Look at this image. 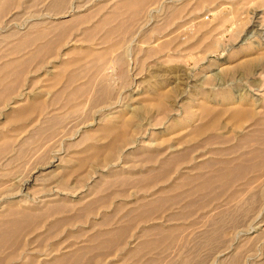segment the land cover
<instances>
[{
  "label": "rangeland",
  "instance_id": "374dc122",
  "mask_svg": "<svg viewBox=\"0 0 264 264\" xmlns=\"http://www.w3.org/2000/svg\"><path fill=\"white\" fill-rule=\"evenodd\" d=\"M127 1L66 0L73 11L63 18L85 21L64 46L44 62L29 60L25 76L10 66L0 71V91L5 83L23 82L0 99V222L9 208L36 213L60 205L13 247L1 248L0 264H45L86 246L77 264H264V0L152 5L160 10L141 31ZM51 4L13 0L0 14L6 27L0 66L28 58L51 40L61 20ZM14 25L44 37L16 49ZM115 56L124 62H112ZM128 56L136 68L131 78L125 75ZM102 79L108 80L103 101L92 96ZM89 80L87 94L73 92ZM222 94L232 104H223ZM33 97L40 100L34 115L14 117ZM235 108L249 117L232 119ZM105 120L124 137L111 142L112 135L100 133ZM108 143L114 144L104 156L87 157L88 146ZM55 151L59 160L49 162ZM83 157L84 167L73 171ZM121 228L119 240L98 247L99 239Z\"/></svg>",
  "mask_w": 264,
  "mask_h": 264
},
{
  "label": "bare ground",
  "instance_id": "6f19581e",
  "mask_svg": "<svg viewBox=\"0 0 264 264\" xmlns=\"http://www.w3.org/2000/svg\"><path fill=\"white\" fill-rule=\"evenodd\" d=\"M12 1L13 0H0V14L2 15V13L8 9L10 7V5L12 4ZM66 0H52V4L50 5L53 9H54V15H58L56 18H61V20H59V22H57V27L54 25L53 28H52V33H53V37L51 38V40H48L46 42H43L41 44H39L38 46L35 47V49L32 51V53L30 54V56L28 58H25V57H20L19 58H16L14 60H11V61H8L6 63H4L2 66H0V71H4L6 68H9L12 67V68H17L20 70V72H23V70L26 69L25 67V64L29 61V60H37V58L41 59V61H45V58H49L51 56H48L49 53L50 55L51 54H56L58 51L57 49H59V47L61 45L64 44V39L66 37H68V35H70L71 33V30L73 29V27H75V25L79 22V23H83L85 21V19H81V20H75L74 18L70 17V18H67V19H64L63 17L64 16H69L71 15V11H73V6L71 5V7H68L69 9L67 10V6H66V3H65ZM143 2L144 0H128L126 2V4L129 6V7H134L136 9H132V12L135 13L137 15V18H138V30L137 31H141L143 27L147 26V25H151V23L154 21L152 15L153 13H158L159 10L161 9L160 6H162V8H166L164 6V4H168V3H173L175 1H178V0H155L153 4H151V6H147L145 8H138L137 6V3L139 2ZM213 2L214 0H203L202 1V5L205 3H209L210 2ZM181 2V1H180ZM222 2V1H221ZM215 3V2H214ZM217 3V1H216ZM159 5L160 9H158L156 6H152V5ZM223 5V3L221 4V6ZM219 6V7H218ZM169 7V5H168ZM138 8V9H137ZM142 8V9H141ZM212 8H220V2H218L217 4H215ZM59 9V10H57ZM75 10V9H74ZM129 10V9H128ZM209 10V9H208ZM207 10V11H208ZM216 10V9H215ZM214 10V11H215ZM262 10V9H261ZM210 11V10H209ZM213 11V9L211 10ZM125 12V11H124ZM171 12V11H170ZM262 12V11H261ZM74 13V12H73ZM109 13V12H108ZM121 13V12H120ZM127 13V12H126ZM264 14V13H263ZM48 16V15H47ZM53 16V15H52ZM108 16H110L108 14ZM129 16V15H128ZM50 16H48L49 18ZM127 17V16H126ZM125 17V18H126ZM37 18V17H36ZM33 19V18H32ZM107 19V18H106ZM105 19V20H106ZM124 19V18H123ZM37 20V19H36ZM104 20V21H105ZM101 21V20H100ZM118 21V20H117ZM136 21V20H135ZM108 22V21H107ZM106 23V22H105ZM132 23V22H131ZM24 24V23H23ZM119 24V23H118ZM6 26V25H5ZM16 26V28L18 29V31L15 33L16 35H19L20 37L18 38V41H17V44H16V49H20L22 50L26 45L27 46H31V45H35V43L42 37H44V33L41 32V33H37L38 35L36 36H33V37H30L29 34L25 35L23 32H20L22 30V26H17V25H14ZM108 26V25H107ZM118 26V25H117ZM102 27V26H101ZM119 27V26H118ZM122 27V26H121ZM254 28H257V29H260V26L257 24V25H254L253 26ZM157 28V27H156ZM144 29V28H143ZM20 30V31H19ZM101 30V28H100ZM255 30V29H254ZM264 30V29H263ZM6 31V27H3V25H0V33L1 32H5ZM85 31V30H84ZM256 31V30H255ZM253 32V31H252ZM138 34V32H136ZM260 33V32H259ZM264 33V32H263ZM187 34V33H186ZM1 35V34H0ZM264 35V34H262ZM101 37V36H100ZM1 38V36H0ZM114 38V37H113ZM120 38V37H119ZM210 38V37H209ZM71 39V38H70ZM106 39V38H105ZM43 40V39H42ZM133 40V39H132ZM243 40H245L243 38ZM72 41V40H71ZM103 42V41H102ZM106 42V41H105ZM133 42V41H132ZM73 43V42H72ZM100 44V43H99ZM260 44V43H259ZM80 45V44H79ZM89 45V44H88ZM101 45V44H100ZM106 45V44H105ZM26 46V47H27ZM64 46V45H63ZM90 46V45H89ZM79 47V46H78ZM81 47V46H80ZM262 47V46H261ZM16 49H15V52H16ZM81 49V48H80ZM88 49V48H87ZM108 49V48H107ZM264 49V48H263ZM128 50V49H127ZM108 51V50H106ZM109 52V51H108ZM129 53V52H128ZM59 56V55H58ZM3 58V57H2ZM54 58V57H53ZM111 58V57H110ZM128 58V62L126 61L125 62V65H126V74L128 73V77L130 76L131 78V75H134V72L136 70L135 68V62L133 60L132 57H127ZM135 59V57H134ZM91 60V59H90ZM112 62H115L117 63L118 61L119 62H124L123 60V57L121 56H115L113 57L112 59ZM53 62V61H52ZM80 62V61H79ZM59 63V62H58ZM61 65H65V63H63L62 61H60ZM70 64V63H69ZM124 64V63H123ZM98 67V66H97ZM15 69V70H17ZM109 71V70H108ZM19 72V73H20ZM25 72V71H24ZM23 72V73H24ZM29 72V71H28ZM71 72V71H69ZM3 73V72H2ZM22 73V74H23ZM52 73V72H51ZM92 74V73H91ZM130 74V75H129ZM96 75V74H95ZM100 75V74H99ZM16 76H20L17 75ZM15 76V77H16ZM22 76V75H21ZM24 76H25V73H24ZM74 76V74H73ZM56 78V84L58 82H60L61 78H62V75L61 74H58L57 76H54ZM1 80H2V76H0ZM106 78L108 79L109 78V75L106 76ZM133 78V77H132ZM12 79V78H11ZM37 79V78H36ZM53 79V78H52ZM16 80V79H15ZM21 80V79H20ZM96 80V79H95ZM10 81V80H9ZM103 81L105 84H103ZM96 81H94V84H95ZM23 83V82H22ZM21 81H13L11 83H5V87L3 90L0 91V99H3V98H9L10 95H13L14 93H16V88L18 87V85H21L22 84ZM25 83V82H24ZM53 83V86H54V82ZM61 83V82H60ZM101 83V86L97 87L94 94L92 96H94V99L96 98L97 99H100L101 101L103 100H106L108 98V92L106 91L107 90V83H108V80H101L100 81ZM2 84V81H0V85ZM67 84V83H66ZM90 84H93L92 80L88 81V82H83L80 86H76L74 87L73 89V92H77L79 90H81L80 92H82L83 94H87L89 92V88L88 87ZM59 85V84H58ZM49 86V85H48ZM52 87V86H51ZM57 87V86H56ZM63 87V86H62ZM66 87V86H64ZM93 87V86H92ZM20 87H18L19 89ZM53 88V87H52ZM88 89V90H87ZM63 90V89H62ZM62 90H58V92L54 93V95L56 96L57 95H61L62 93ZM67 90V89H66ZM57 91V90H56ZM109 91V90H108ZM19 92V91H18ZM92 93V91H90V94ZM223 93V92H222ZM23 95V94H22ZM120 95V94H119ZM21 96V95H20ZM222 97H220V100L222 101L223 104L225 103H229V104H232V101L231 99H233L232 97L228 96V94H222L221 95ZM61 97V96H60ZM90 98V96H88ZM12 98V97H11ZM236 98V97H235ZM22 99V98H20ZM51 99V98H50ZM165 99V98H164ZM238 99V98H237ZM54 100V97H52L51 101ZM234 100V99H233ZM244 100V99H243ZM5 101V100H4ZM7 101V100H6ZM21 100H19L20 102ZM50 101V102H51ZM239 101H241V99H239ZM8 102V101H7ZM14 102V101H12ZM66 102V101H65ZM105 102V101H104ZM108 102V101H107ZM39 103H40V100L38 99H35V97H33V100H30V101H24L20 104V114H14V117H31L33 116V111L37 108H39ZM49 103V102H48ZM221 103V104H222ZM12 104V103H11ZM51 104V103H50ZM54 104V103H53ZM65 104V103H63ZM63 106V105H62ZM115 106V105H114ZM60 108V107H59ZM5 109V108H4ZM163 109V108H162ZM2 110V109H1ZM100 110V109H99ZM221 111V110H220ZM8 112V111H7ZM202 113H204V111H202ZM18 115V116H17ZM45 116V115H44ZM249 117L248 115V110L246 109H243V108H235L233 113H232V119L234 120H238V119H243L245 117ZM92 118V117H91ZM214 117H211V119L213 120ZM97 119V118H96ZM104 119V118H103ZM47 122V121H45ZM49 123L48 124H44L45 126L48 125H52L53 123H50L51 121H48ZM20 123V122H19ZM93 123V121L91 122ZM98 123V122H97ZM16 124V123H14ZM123 124V123H122ZM22 125V124H20ZM38 125V124H37ZM102 127L104 128H101L100 130V133L104 134L105 136H109V135H112L113 137L111 138V142H117L119 141L120 139H122L125 135V131L122 130V131H119V132H115V129H114V124L112 123H109L108 120H105L103 122V124H101ZM124 125V124H123ZM3 126V125H2ZM4 127V126H3ZM10 127V126H9ZM23 127V126H22ZM34 127V126H33ZM200 128V127H199ZM51 129V126L46 129L45 131L48 132V130ZM9 130V129H8ZM16 130V129H15ZM22 130V129H21ZM16 132V131H15ZM31 132V131H30ZM42 132V130L40 131ZM114 132V133H113ZM78 133V132H77ZM40 135V134H39ZM33 136V134H32ZM38 136V135H37ZM84 138V136L82 135V139ZM22 141V140H21ZM134 141V140H133ZM15 142V141H14ZM23 143V142H22ZM16 144V143H15ZM114 144V143H113ZM113 144H110L109 143L107 144V147L106 148H103V147H96V146H88V150H90V152L87 154V157L89 159H98L99 157H102L104 156L106 153H108V151H110L112 148V145ZM183 144V143H182ZM24 145V144H23ZM129 146H132V145H129ZM18 147H21V146H18ZM118 148V147H117ZM173 148V147H172ZM13 149V148H12ZM61 151V150H60ZM60 151H55L53 154H52V160L49 159V162L51 161H58L60 157H57L58 153L60 154ZM117 151V150H116ZM196 152V151H195ZM129 153V152H128ZM156 154V153H155ZM179 156H181L180 153H178ZM153 156V155H152ZM87 157H83L81 159H78L77 162H76V168H72L73 171L77 170V169H80L82 167H84L85 165V162H86V159ZM188 157V156H187ZM118 159V157H117ZM155 161V160H154ZM157 163V162H156ZM109 165V164H108ZM107 165V166H108ZM192 168V167H191ZM108 173V172H107ZM199 177V176H198ZM75 178V177H74ZM139 178V177H138ZM210 178V177H209ZM211 179V178H210ZM125 180V178H124ZM196 180V179H195ZM213 180V179H212ZM94 181V180H93ZM23 182V181H22ZM152 183V182H151ZM23 185V184H22ZM26 201V200H25ZM65 203V202H64ZM92 204V203H91ZM94 204V203H93ZM193 204V203H192ZM68 203L64 204V206H67ZM59 204H51V205H48L47 207H44L42 209H40V212H36L34 213L33 210H22L19 208H9L7 210V212L5 214H3L2 216H5L7 217L6 219H2V221L0 222V249L3 248V247H13L19 240H20V237H22L23 235V232L25 230H27L28 228H30L32 225H35L36 223H39L38 222V219L41 217V215H44L45 213L49 212V213H52L53 211H57L60 207ZM88 206V204H87ZM10 207V206H9ZM12 207V206H11ZM37 210V209H36ZM60 211V210H59ZM132 211V209H131ZM130 212V211H129ZM144 219V218H142ZM41 221V220H40ZM61 222V221H60ZM68 223V222H67ZM116 228V227H115ZM251 228V227H249ZM253 229V228H252ZM31 230V229H30ZM112 230V229H111ZM123 230L125 229H120L118 230V232L116 234H107L106 236H104L102 239H99L98 240V247H102L104 245H110L111 243H113L115 240H119L123 234ZM152 230L154 231L155 229L152 228ZM113 231V230H112ZM126 232V231H125ZM29 233V232H28ZM26 235V234H25ZM145 235V234H144ZM124 236V235H123ZM140 236V235H138ZM143 236V235H141ZM163 237V236H161ZM125 240V239H124ZM22 241V240H21ZM123 241V240H122ZM97 242V241H96ZM150 244V241L149 242H140L138 247L134 248V250L136 251H139L142 246H147ZM128 245V244H127ZM97 246V245H96ZM145 246V247H146ZM90 248V247H89ZM95 248V247H94ZM131 248V246H130ZM17 249V248H16ZM87 249V246L86 247H80L79 249L75 250V251H70L68 253H65L63 255H59V256H54L52 257L51 259H49L47 262H45V264H77L79 262H81V256H80V252L84 251ZM25 251V250H24ZM13 252V251H12ZM7 256V255H6Z\"/></svg>",
  "mask_w": 264,
  "mask_h": 264
},
{
  "label": "crops",
  "instance_id": "0c3cea01",
  "mask_svg": "<svg viewBox=\"0 0 264 264\" xmlns=\"http://www.w3.org/2000/svg\"><path fill=\"white\" fill-rule=\"evenodd\" d=\"M51 61H56V59H54V58H52L51 59ZM48 62H49V60H48ZM33 71V68L31 67L30 69H29V72H28V76L30 75V74H32L31 72ZM34 72V71H33ZM34 74V73H33ZM32 74V75H33ZM31 76V75H30ZM27 94H28V92H27ZM30 94V93H29Z\"/></svg>",
  "mask_w": 264,
  "mask_h": 264
}]
</instances>
